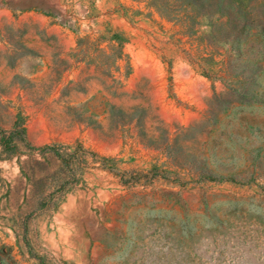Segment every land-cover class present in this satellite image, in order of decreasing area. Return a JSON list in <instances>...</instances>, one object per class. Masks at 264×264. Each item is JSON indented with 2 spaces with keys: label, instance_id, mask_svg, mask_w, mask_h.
I'll return each instance as SVG.
<instances>
[{
  "label": "rangeland",
  "instance_id": "374dc122",
  "mask_svg": "<svg viewBox=\"0 0 264 264\" xmlns=\"http://www.w3.org/2000/svg\"><path fill=\"white\" fill-rule=\"evenodd\" d=\"M0 264H264V0H0Z\"/></svg>",
  "mask_w": 264,
  "mask_h": 264
},
{
  "label": "crops",
  "instance_id": "0c3cea01",
  "mask_svg": "<svg viewBox=\"0 0 264 264\" xmlns=\"http://www.w3.org/2000/svg\"><path fill=\"white\" fill-rule=\"evenodd\" d=\"M10 68L5 61L0 60V83L8 80Z\"/></svg>",
  "mask_w": 264,
  "mask_h": 264
}]
</instances>
